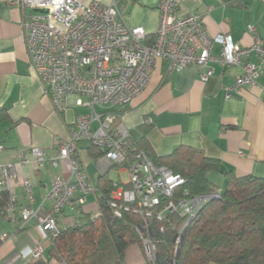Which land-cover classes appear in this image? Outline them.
I'll return each instance as SVG.
<instances>
[{"label": "built area", "instance_id": "built-area-1", "mask_svg": "<svg viewBox=\"0 0 264 264\" xmlns=\"http://www.w3.org/2000/svg\"><path fill=\"white\" fill-rule=\"evenodd\" d=\"M120 0L110 5L83 0H12L11 6L19 8L22 36L27 51V63L36 72L49 94L53 110L64 115L68 110L82 108L86 113L77 115L69 138L60 142L53 153L32 148L17 161L0 166V190L6 192L9 202L6 212L16 220V198L9 180L15 178V168L34 164L37 169L46 163L61 166L67 176L53 179L45 201L51 209L41 215L43 205L32 207V185L28 179H19L29 204L19 213L22 223L36 220L48 234L50 241L58 232L57 216L73 200L83 205L88 196L95 194L78 155V144L85 142L100 151L97 167L101 173L117 168L118 179L111 182L108 201L113 218H120L122 211L131 212L141 219L143 227H136L147 260L155 258V243L149 239L148 221L155 219L168 224L170 217L185 219L176 233L174 243H180L181 234L209 196H188L184 191L174 198L177 188L185 180L164 166H156L144 150H137L134 142L119 121L118 109L129 106L146 88L153 70L164 64L165 73L178 72L189 66L203 70L202 81L212 76L211 63L222 67H237L240 75L232 88H224L225 98L230 90L254 86L264 65V43L254 27L246 33L252 42L240 47L229 35L207 36L199 15L180 16L175 0H161L158 6L159 23L150 40L142 28H127L117 8ZM43 10L45 14H33ZM219 46L218 57L212 56L214 46ZM257 58L255 64L249 58ZM1 150V147H0ZM126 173L123 184L120 174ZM99 216L97 211L92 217ZM65 227V226H63ZM164 231V226L159 229ZM43 247L36 243L20 252L22 258L37 259Z\"/></svg>", "mask_w": 264, "mask_h": 264}, {"label": "crops", "instance_id": "crops-1", "mask_svg": "<svg viewBox=\"0 0 264 264\" xmlns=\"http://www.w3.org/2000/svg\"><path fill=\"white\" fill-rule=\"evenodd\" d=\"M12 0H0V110L8 120L0 124V166L17 161L32 148L47 154L54 152L60 142L69 138L77 115L85 109L74 108L60 115L53 110L51 98L36 72L27 63V51L22 36L23 13L11 6ZM161 0H120L117 8L124 25L129 29L142 28L151 40L159 23L158 6ZM180 16L199 15L209 37L229 35L240 47L251 45L246 28H255L264 43V0H175ZM98 2L110 5L112 0H83L85 5ZM219 46L212 56L218 57ZM250 62L257 58L251 54ZM213 74L206 81L200 79L203 71L189 66L181 71L165 73L160 63L153 70L148 85L125 108L117 110L119 121L129 132L134 143L144 141L152 153L166 156L179 146L195 148L220 162L224 173L236 177L251 176L264 179V65L254 86L230 90L225 98L224 88H232L240 75L237 67H222L211 63ZM77 155L90 180L95 194L83 205L75 200L57 216L59 226H71L80 219L76 210L92 217L97 212V178L107 175L97 167L100 152L89 144H78ZM61 166L46 163L37 169L34 164L17 166L10 187L16 198V220L9 212L0 213V264H30L31 258H22L20 252L36 243L43 247L42 258L47 259L51 241L36 220L22 223L20 211L29 202L17 183L28 179L32 185V207L43 205L41 215L51 209L45 198L54 178L67 176ZM222 191L226 181L218 175ZM109 180V179H108ZM110 182H113L110 180ZM8 195V194H7ZM125 264H144L147 257L139 244L128 247ZM49 264H60L55 260Z\"/></svg>", "mask_w": 264, "mask_h": 264}, {"label": "trees", "instance_id": "trees-1", "mask_svg": "<svg viewBox=\"0 0 264 264\" xmlns=\"http://www.w3.org/2000/svg\"><path fill=\"white\" fill-rule=\"evenodd\" d=\"M6 120V111L0 110V124ZM134 145L137 150H144L154 165L164 166L185 180L173 199L184 191L190 197H211L186 225L178 245L174 239L185 219L172 216L164 225L150 219L149 239L155 243L156 256L144 264H264V179L224 173L218 160L195 148L179 146L170 154L157 157L146 142ZM89 151L94 152V147L89 145ZM212 175L225 178L222 191L210 179ZM111 188L110 180L99 176V216L92 220L78 208L80 219L74 225L59 227L47 259L39 257L30 264H49L51 260L60 264H125L128 247L141 245L136 227L143 225L131 212L122 211L120 218H113L108 204ZM8 202L7 193L0 190V213L5 212Z\"/></svg>", "mask_w": 264, "mask_h": 264}, {"label": "rangeland", "instance_id": "rangeland-1", "mask_svg": "<svg viewBox=\"0 0 264 264\" xmlns=\"http://www.w3.org/2000/svg\"><path fill=\"white\" fill-rule=\"evenodd\" d=\"M31 12L33 14H45L46 13L43 10H31ZM118 171H119V169H117V168L110 169V171H109V173L107 175L108 179L111 180V181H117V179H118ZM210 179H212V181L218 182L219 176L212 175V176H210ZM120 180H121V182L123 184L127 183V181H128L127 174L124 173V172L121 173L120 174ZM217 189H219L218 186H217Z\"/></svg>", "mask_w": 264, "mask_h": 264}, {"label": "water", "instance_id": "water-1", "mask_svg": "<svg viewBox=\"0 0 264 264\" xmlns=\"http://www.w3.org/2000/svg\"><path fill=\"white\" fill-rule=\"evenodd\" d=\"M191 221H192V220H189L188 223H187V225H188ZM180 241H181V239H180Z\"/></svg>", "mask_w": 264, "mask_h": 264}]
</instances>
